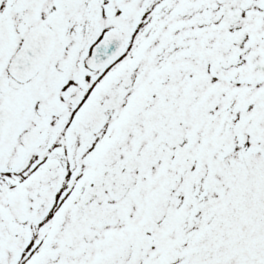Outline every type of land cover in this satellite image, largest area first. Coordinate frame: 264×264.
Returning <instances> with one entry per match:
<instances>
[{"label":"snow or ice","instance_id":"obj_1","mask_svg":"<svg viewBox=\"0 0 264 264\" xmlns=\"http://www.w3.org/2000/svg\"><path fill=\"white\" fill-rule=\"evenodd\" d=\"M0 264H264V0H0Z\"/></svg>","mask_w":264,"mask_h":264}]
</instances>
